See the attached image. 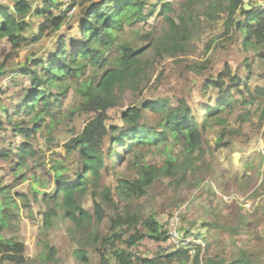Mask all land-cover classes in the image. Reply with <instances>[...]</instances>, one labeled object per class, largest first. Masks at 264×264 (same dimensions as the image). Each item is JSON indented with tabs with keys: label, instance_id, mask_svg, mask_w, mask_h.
Instances as JSON below:
<instances>
[{
	"label": "trees",
	"instance_id": "16d2710c",
	"mask_svg": "<svg viewBox=\"0 0 264 264\" xmlns=\"http://www.w3.org/2000/svg\"><path fill=\"white\" fill-rule=\"evenodd\" d=\"M8 1L10 6L5 8L0 5V44L3 41L11 43L14 53L28 42L26 33L32 26L28 21L33 20L27 19L29 16L34 15L42 22L38 25L39 35L33 41L39 40L47 30H57L69 23L67 15L72 7L63 11L62 0ZM205 1L181 0V14L175 18L174 4L168 0H163L160 7L151 0H83L86 7L81 21L73 27L77 29L78 36L72 39L71 45L63 37L51 57L37 59L33 66L23 67L17 70L18 73L12 72L7 66L8 59L13 58V55H8L4 61L0 59V80L4 77L13 78V87L18 85L17 79L20 82L21 79L26 80L21 85L22 91L27 94L26 99L14 110L16 114L32 116L34 129L31 133H36L43 126L46 116H51L52 110L74 86H78L83 99L82 111L92 114L83 131L64 147L66 158H74L73 164L77 170L73 178L62 181L60 176L66 167H56L55 178L58 183L54 192L52 195L43 194V200L48 204L46 226H49L52 214L59 212L69 232L81 237L80 240L76 239L81 242V247L73 253L80 264H91L89 248L98 254L97 264H185L191 260L185 248L169 254L165 248L169 245V237L164 225L154 216L144 217L133 213L131 206L145 198L155 183L165 178L192 186L189 177L196 168V161L205 153L203 145L206 129L213 123H225L222 114L227 111L232 113L235 104L248 107L264 103V86L251 88L249 82L252 72L247 60L249 76L246 80L226 66L217 78L205 82L202 91L209 100L197 106L186 99H144L136 101L122 113V125H109L108 120L109 112L120 105L129 87L138 89L145 82L146 70L150 65L145 60L148 53L156 59L182 56L179 58L181 61L188 60L192 46L190 38L196 23L193 14L187 15V12L195 11V6ZM40 3L45 5L44 9L34 7ZM246 4L252 6V10H246ZM157 10L164 16L165 24L160 33L153 32L144 37L146 48L118 43L119 33L125 26L147 23L156 16ZM223 11L229 17L225 22V35L240 36L244 51H254L264 63V10L254 6V0H215L201 15L216 19L215 14ZM114 51H117L115 56L109 55ZM205 69L194 67L193 71L201 74ZM88 70L91 74L86 76ZM212 91L217 92L214 102L210 95ZM2 111L6 113V121L13 125L12 111L4 106ZM249 115V112H245L239 118L245 121ZM3 121L0 116V129L3 128ZM261 122L264 123V110ZM27 132L28 129L24 131ZM229 134L233 135L231 132ZM169 143L183 149V161L169 157L163 166L141 163L152 153V148L164 147L163 150L168 151ZM31 154V147L22 144L15 155L20 161L18 166L26 164ZM9 155L3 154L5 159H9ZM127 160L129 168H134L138 176L129 178L121 174L117 179V203L112 189L102 187L101 181L104 172L112 169L117 173V169L125 165ZM36 186L32 185L31 189L39 197L41 191ZM89 193L94 200V213L82 205V199ZM100 195L113 207L114 212L112 217L109 216L107 234L100 232V225L108 215L99 200ZM52 202L53 206H49ZM122 203L126 206L123 210ZM10 207L18 206L14 198L0 187V232L11 227ZM208 226L224 229L238 239L246 235V241H235V253L230 260L222 255H208V252L202 255L198 249L192 264H264V245L255 241L245 217L242 216L237 224L231 226L218 222ZM190 234L194 233L188 229L184 236ZM1 238L0 233V264H27L25 243L15 238L4 243ZM146 241L158 246L157 255H143L140 248ZM56 255L55 247L46 242L42 259L56 262Z\"/></svg>",
	"mask_w": 264,
	"mask_h": 264
},
{
	"label": "rangeland",
	"instance_id": "374dc122",
	"mask_svg": "<svg viewBox=\"0 0 264 264\" xmlns=\"http://www.w3.org/2000/svg\"><path fill=\"white\" fill-rule=\"evenodd\" d=\"M168 1L173 2L174 17L178 18L181 14V0ZM212 1L215 0H206L204 4L195 6V11L187 12V15L193 14L196 23L190 38L192 46L188 60L181 61L179 58L182 56L156 59L148 53L145 60H148L150 65L146 70L145 82L138 89L129 87L120 105L109 112V125H122V113L136 101L144 99L161 98L173 101L186 99L197 106L209 100L202 91L205 82L217 78L226 66H230L234 73H239L246 80L249 76L247 60L252 72L249 82L251 88L264 86V63L254 51L249 53L244 51L240 36L225 35L228 13L224 11L216 13V19L201 15ZM61 2L63 11L72 7L67 15L68 24L57 30H47L39 40L33 41L34 37L39 35L38 25L42 22L31 14L32 16L27 18L33 20L28 21L32 26L26 33L28 38L26 44L17 48L14 53L11 43L1 42L0 59L4 61L8 55H13L7 62L12 72L18 73L23 67L33 66L37 59L46 60L51 57L63 37H66L71 45L72 39L78 36L77 29L73 27L81 21L86 3H83V0H76L77 4L73 0ZM151 2L160 7L163 0ZM0 5L6 8L11 4L8 0H0ZM255 5L258 7V2L254 0ZM248 6L250 8L246 10H252L253 7ZM34 7L44 9L45 5L40 3ZM163 19L164 16L157 10L156 16L147 23L125 26L119 33L118 43L123 42L133 48H146L147 42L144 37L153 32L160 33L165 24ZM70 29H73L72 32ZM116 54L117 51H114L109 55ZM194 67L206 69L197 74L193 71ZM90 74L91 71L88 70L86 76ZM11 79L13 78L4 77L0 80V116L4 120L3 128L0 129V187L14 198L18 207H10L8 210L11 227L0 232L2 242L8 243L9 239L15 238L25 243L27 264H80L73 253L81 247V242L78 241L81 237L69 232L59 212L52 214L49 226H46L48 204L43 200V194L52 195L54 192L58 183L55 178L56 167H66L60 176L62 181L73 178L77 170L73 164L74 158L70 160L66 158L67 152L64 147L68 141L83 131L92 114L82 111L83 99L78 86H74L52 110L51 116H46L43 126L38 128L36 133H31L34 129L32 116L16 114L14 110L15 106L26 99L27 94L21 87L26 80L21 79L20 82L17 79L18 85L13 87ZM210 95L214 102L217 92L212 91ZM3 106L12 111L13 125L6 121ZM234 109L232 113L227 111L222 114L225 123L222 125L213 123L206 129L203 145L205 153L198 158L196 168L189 177L192 186L165 178L155 183L145 198L131 204L133 213L144 217H156L164 225V230L171 221L174 222L172 230L177 229L181 235L190 229L195 235L189 236L197 240L199 244L196 248L201 250L202 255H207L208 252V255H222L229 260L235 253L233 245L235 241L244 242L247 236L238 239L224 229L210 228L209 224L218 222L224 226H231L237 224L243 216L253 231L255 241L264 245V123L261 122L264 103L248 107L235 104ZM245 112H249L250 115L248 119L242 121L239 116ZM17 124L19 125L16 128ZM27 129L29 133H24ZM24 143L31 147L32 154L26 164L19 167L20 161L15 155ZM168 147L166 152L163 150L164 147L152 148V153H149L141 163L163 166L169 157L184 160L185 155L180 146L169 143ZM5 153H10L9 159L4 158ZM196 155L199 153L196 152ZM121 174L129 178L138 176L134 168H129L128 160L117 169V173L112 169L104 172L101 186L110 187L114 197L117 179ZM34 184L41 191L39 197L32 192ZM115 199L118 203V199L116 197ZM99 200L108 213L106 220L100 225V232L107 234L109 216L114 215L113 207L105 202L102 195ZM82 205L90 212H95L94 200L90 193L82 199ZM120 205L121 210L125 209L123 203ZM49 206H53V202ZM46 242L57 250L56 262L42 259ZM157 247L155 243L146 241L142 243L140 251L145 256H155L158 252ZM165 248L170 254L179 250L181 246L169 239V245ZM88 250L91 264H97L98 254L91 248ZM192 260L193 258L185 264H192Z\"/></svg>",
	"mask_w": 264,
	"mask_h": 264
},
{
	"label": "built area",
	"instance_id": "2783aa9c",
	"mask_svg": "<svg viewBox=\"0 0 264 264\" xmlns=\"http://www.w3.org/2000/svg\"><path fill=\"white\" fill-rule=\"evenodd\" d=\"M258 2V8L261 10H264V0H255ZM174 222L170 223V225H166L165 230L167 231V235L169 239L173 240L177 245L181 246V248H185L188 250L189 255L191 258L194 257L195 254H197V248L198 242L191 236L187 235H181L180 232L177 229H173Z\"/></svg>",
	"mask_w": 264,
	"mask_h": 264
},
{
	"label": "water",
	"instance_id": "95a60500",
	"mask_svg": "<svg viewBox=\"0 0 264 264\" xmlns=\"http://www.w3.org/2000/svg\"><path fill=\"white\" fill-rule=\"evenodd\" d=\"M250 7L248 5H245V9H249Z\"/></svg>",
	"mask_w": 264,
	"mask_h": 264
}]
</instances>
